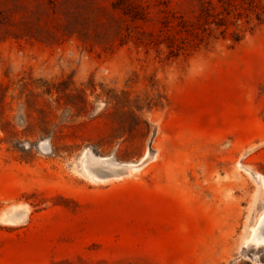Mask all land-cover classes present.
Segmentation results:
<instances>
[{
	"label": "rangeland",
	"instance_id": "rangeland-1",
	"mask_svg": "<svg viewBox=\"0 0 264 264\" xmlns=\"http://www.w3.org/2000/svg\"><path fill=\"white\" fill-rule=\"evenodd\" d=\"M263 182L264 0H0V264H264Z\"/></svg>",
	"mask_w": 264,
	"mask_h": 264
},
{
	"label": "bare ground",
	"instance_id": "bare-ground-1",
	"mask_svg": "<svg viewBox=\"0 0 264 264\" xmlns=\"http://www.w3.org/2000/svg\"><path fill=\"white\" fill-rule=\"evenodd\" d=\"M263 189H264V182H263ZM264 216V215H263ZM262 218V217H261ZM259 221V220H258ZM261 221V220H260ZM256 227V226H255ZM255 227H252L251 228V232L249 233V237H250V239L249 240H251L252 238L257 242V243H260V242H262V243H264V237H263V235H262V237H259L258 235H256V232H257V229L255 228ZM252 241V240H251ZM256 243V244H257Z\"/></svg>",
	"mask_w": 264,
	"mask_h": 264
}]
</instances>
